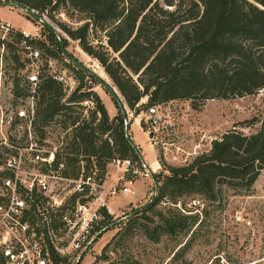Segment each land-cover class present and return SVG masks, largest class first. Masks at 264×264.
Here are the masks:
<instances>
[{"label": "trees", "instance_id": "1", "mask_svg": "<svg viewBox=\"0 0 264 264\" xmlns=\"http://www.w3.org/2000/svg\"><path fill=\"white\" fill-rule=\"evenodd\" d=\"M5 3L51 21V15L60 11L65 16L81 15L76 28L62 22L55 26L96 61L129 110L138 107L142 98L147 109L172 101L196 100L200 104L264 90V0H0V5ZM96 30L103 34V44L89 40ZM12 37L17 43L54 55L41 40H23L19 32ZM72 70L77 86L64 103L60 101L66 95L52 75L34 76L37 83L30 96L34 102L30 126L59 117L57 123L70 131L62 154L71 175L76 172L79 155L87 165L88 158H93L100 170L112 157L138 160L124 135L121 114L109 120L98 97L85 88L84 79L96 82L74 64ZM89 97L94 104L91 119L79 122L70 103ZM113 104L118 109L121 103L113 99ZM253 124H258L255 133L228 131L189 164L167 168L155 196L142 209L143 216L151 213L157 219L155 224H143L147 239L156 242L161 236H176L190 229L193 217L186 214L184 200L196 197L216 202L224 189H252L264 169V116ZM159 205L173 209L159 210ZM136 218L127 222L133 226ZM52 261L58 262L56 258Z\"/></svg>", "mask_w": 264, "mask_h": 264}, {"label": "rangeland", "instance_id": "2", "mask_svg": "<svg viewBox=\"0 0 264 264\" xmlns=\"http://www.w3.org/2000/svg\"><path fill=\"white\" fill-rule=\"evenodd\" d=\"M59 13L52 14L51 21L31 11L33 17H38L35 19L16 8L0 5L4 20L0 23L11 28L9 34L0 33L3 42L0 46V142L21 146L29 141L44 151L56 148L58 153L63 152L70 138L69 129L61 128L57 123L59 117L45 124L36 121L30 126L34 107L30 96L37 83L34 76L41 73L61 76L60 84L66 96L60 103H64L77 86L72 70L76 61L113 88L126 114V124L122 123L124 135L136 148L151 176L136 180L132 195H118L109 201L112 216L83 255H67L57 264H264V169L248 192L224 189L216 202H204L196 197L184 200L185 210L189 211L186 214H191L194 223L185 233L161 236L152 242L144 236L143 224H155L157 219L151 213L142 214L143 207L155 196L154 190L162 177L167 175V168L189 164L210 149L211 141L228 131L249 135L258 130V124H251L264 116V90L250 96L209 99L200 104L196 100L168 102L159 108L157 127H151L146 123L148 108H143L146 100L140 99L138 107L129 110L96 61L82 53L77 43L55 26V22H62L76 28L83 17ZM20 31L29 34L32 41L44 42L54 55L17 43L12 34ZM89 40L94 45L103 44V34L96 30ZM84 83L103 107L106 105L109 120L120 116L104 88L87 78ZM70 106L78 114L79 122H89L94 109L90 97ZM95 118L96 123L98 116ZM11 152L12 149L0 145V163ZM107 171L114 172L109 167ZM163 206L157 209H173ZM133 216L137 218L131 226L127 221Z\"/></svg>", "mask_w": 264, "mask_h": 264}, {"label": "built area", "instance_id": "3", "mask_svg": "<svg viewBox=\"0 0 264 264\" xmlns=\"http://www.w3.org/2000/svg\"><path fill=\"white\" fill-rule=\"evenodd\" d=\"M10 29L0 23L1 34L11 33ZM19 33L23 40L30 39L29 34ZM53 79L63 82L61 76ZM161 106L147 109L149 126L157 127ZM0 145L12 149L0 163V264H51L53 258L79 256L112 216L109 201L132 195L136 180L151 176L138 160L112 157L100 170L93 158L87 165L80 155L71 175L56 148L44 151L29 141L21 146H8L5 141Z\"/></svg>", "mask_w": 264, "mask_h": 264}, {"label": "water", "instance_id": "4", "mask_svg": "<svg viewBox=\"0 0 264 264\" xmlns=\"http://www.w3.org/2000/svg\"><path fill=\"white\" fill-rule=\"evenodd\" d=\"M5 5H6V6H9V7L16 8V9H18L19 11H21V12L27 14V15H31V12H27L24 8H22V7H20V6L16 5V4H13V3H5ZM73 63H74L76 66L80 67L81 70H82L83 72H85V74H87L88 76H91L92 79L96 82V84H98L99 86H101L102 88H104V89L108 92V94H109L114 100H116V101L119 102V100H118V98H117V96H116V94H115L113 88H111L109 85H107L106 82H104L101 78L95 76L90 70H88L87 68L83 67L79 62L73 61ZM118 109H119V112H120L121 117H122V122H123L124 124H126V114H125V112H124L123 106H122L121 104H118ZM133 148H134V150H135V153H136V155H137V159H138L139 163H140V164H143V161H142L141 157L138 155V153H137V151H136V148H135V147H133ZM154 192H155V190H154ZM83 253H84V252H82V253L80 254V256L83 255Z\"/></svg>", "mask_w": 264, "mask_h": 264}, {"label": "crops", "instance_id": "5", "mask_svg": "<svg viewBox=\"0 0 264 264\" xmlns=\"http://www.w3.org/2000/svg\"><path fill=\"white\" fill-rule=\"evenodd\" d=\"M2 16H0V21H4L2 18H1ZM12 28H14V27H12ZM14 29H16V28H14ZM17 29H19V30H23V28H17ZM104 109H105V111H107V113H109L110 111L107 109V107H106V105H104ZM143 134H145V133H143ZM111 211H112V209H111Z\"/></svg>", "mask_w": 264, "mask_h": 264}]
</instances>
